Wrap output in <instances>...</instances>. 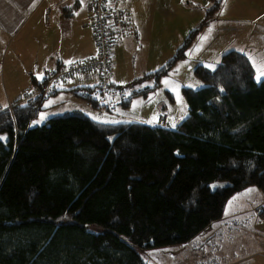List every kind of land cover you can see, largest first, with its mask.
Returning <instances> with one entry per match:
<instances>
[{
    "label": "trees",
    "instance_id": "trees-1",
    "mask_svg": "<svg viewBox=\"0 0 264 264\" xmlns=\"http://www.w3.org/2000/svg\"><path fill=\"white\" fill-rule=\"evenodd\" d=\"M206 23L161 69L133 81L152 88L111 106L157 89ZM192 74L201 87L182 88L188 114L172 129L99 123L77 110L31 126L39 100L0 110V264H146L141 252L188 244L240 191L264 197V78L238 51ZM95 89L70 93L108 107Z\"/></svg>",
    "mask_w": 264,
    "mask_h": 264
},
{
    "label": "crops",
    "instance_id": "crops-1",
    "mask_svg": "<svg viewBox=\"0 0 264 264\" xmlns=\"http://www.w3.org/2000/svg\"><path fill=\"white\" fill-rule=\"evenodd\" d=\"M179 1L182 4L183 0ZM174 3L177 6V0H174ZM186 4H189V1ZM120 5L130 8L134 30L130 36L118 39L113 47L111 84L116 87H125L133 84V81L138 78L158 71L162 62L174 53V46L178 44L176 43L178 39L181 38L182 40L184 38V33L178 32V28L182 24L179 25L177 18L174 19L173 14L170 12L174 4L172 7L166 6L163 8L156 4V0H123ZM48 8L50 11L48 19H46ZM225 10V1H221L214 13L215 17H213L212 24L215 25L210 24L205 29L215 28L217 23L225 22H227L228 27H231L229 22L232 21L227 19L228 16L225 15ZM184 11L191 16L192 28L203 23V20L194 23L196 16L193 8H185ZM202 15L199 10L198 16L202 18ZM222 26L225 25L221 24L220 29H223ZM186 30L189 29L187 28L184 31ZM228 30L223 29L221 32ZM230 46V44L223 45V42L214 46V43L210 45L208 42L203 46L204 49L201 52L193 53V55L189 54L191 52L190 46L183 60L186 61L189 57L193 59L195 54H198L199 58L195 59V62L201 60V57L209 61L207 65H203L199 61L198 65L213 68L218 64L223 54L229 51L240 52L239 50L228 49ZM256 50L259 51L254 55L260 57L263 54L260 52L262 48L256 47L254 51ZM95 53L96 49L92 40L91 13L86 0H0V110L5 109L8 103H15L24 93L34 89L40 83L46 71L57 70L64 64L71 62L83 61ZM207 53L209 59L204 57ZM252 53L253 51H250L248 55H245L255 70V76L261 75V77L255 79L258 82L264 77V60L263 63L257 61L256 65L253 64ZM171 70H174V68ZM163 79L157 89L147 93L144 97L151 96L148 99H153L155 93H160L159 91L164 85ZM97 82V76L85 75L82 79L60 84L54 95L43 101L41 107L49 102L47 112L63 108V111H59L62 112L61 114L78 109L85 102L73 96L70 90L93 88L96 87ZM152 87V80H145L133 84L128 90L131 93ZM3 92L5 95H3ZM165 92H168V90L165 89ZM144 101L146 100L132 104L129 102L122 106L116 105L113 110L109 111H112L111 114L123 118V121L149 124V121H147L148 114H150L149 111L152 110L151 113L154 111L155 105L151 104L152 100ZM163 101L167 106L169 105L165 98ZM117 107L122 109L120 111L114 110ZM185 118L183 117L182 121ZM169 119L172 128H176L178 124L175 123L173 117H169ZM37 122L36 119L33 120L31 126L42 124L41 121ZM0 140L4 141L5 137L0 136ZM236 195V197L233 196L228 200L221 220L207 227L204 231L207 229L211 231L208 232V235H211V240L221 236L225 238L227 235L221 234V231H224L223 229L227 227L228 231L235 232L234 236L237 238L236 250L249 253L246 255L248 260H252L254 257L260 260L259 256L262 257L264 254H258V252H262L258 242L255 243L254 241L252 243L250 241L251 243L244 245L243 239L245 240L251 236L258 237L252 231L251 226H256L257 220L264 222V197L262 195L260 199L255 198L259 196L257 192L240 191ZM253 199L257 202L254 203ZM262 207L263 210L260 211ZM230 239L231 236H228L226 240L231 241ZM217 241L220 242L218 239ZM246 263L255 264L252 261ZM259 264H264V262Z\"/></svg>",
    "mask_w": 264,
    "mask_h": 264
},
{
    "label": "rangeland",
    "instance_id": "rangeland-1",
    "mask_svg": "<svg viewBox=\"0 0 264 264\" xmlns=\"http://www.w3.org/2000/svg\"><path fill=\"white\" fill-rule=\"evenodd\" d=\"M188 1L189 4H186L188 3ZM217 1L218 0H183L181 4V2L177 0L176 6L174 0H156V4L162 6L163 8H165L166 6L172 7L174 4V11L173 9H171L170 12L173 14L174 19L177 18V20L179 21V25L182 24V26L178 28V32L184 33V38L182 40L180 38V40L178 39V42H176L178 44L174 46V53L171 54V56L167 60H164L162 62V65L159 69H161L164 65L167 64L170 59L173 58L176 50L183 45L184 40L188 37V35L193 30L200 28L201 23L195 28H192L193 26L191 24V16L185 13V8H193L195 10L194 14L196 16V19L194 20V23H197V21L201 20H203V22L207 21V23L204 25V27H202V30L197 35L198 37L196 36V39H194L197 44L195 45V42H192L193 44L191 43V52L189 54L193 55V53L201 52V50L204 49L203 46H205L208 42L210 43V45L214 43V46H217L218 44L223 42V45H231L228 49L239 50L241 53H244L246 55H248L250 51H253V56H251L253 64L256 65L257 61L263 63L264 0H222V2L225 1L226 4L225 15L228 16V20L232 21L229 22L231 27H228L227 22H225L217 23V26L215 28L209 27L205 29L206 27H208V25L213 23V17H215V15L213 14L210 19H207L206 13L210 9V7H214ZM199 10L203 14L202 18L198 16ZM221 24L225 25L222 26L223 29L229 30L222 33L221 30L223 29H220L219 27ZM187 28L189 30L184 31ZM256 47L262 48L260 52H262L263 54H261L260 57L254 55L259 51H254ZM204 57L206 59H209L208 53ZM197 58H199L198 54H195L193 59L189 57L186 59V61H184L183 59L178 61L173 67L174 70H171L166 78L163 79L164 85L160 89V93H155V97L153 99H148L151 96H149L148 98L139 96L134 98L130 102V104L134 102H142L143 100H152L151 104L155 105V107L152 113V110L149 111L150 114H148L147 118V121H149V123L154 122L157 113L163 111L170 118L173 117L175 123L179 125L183 117L185 118L188 114V108L182 96V88H191L193 90L200 88L201 83L192 74L193 68L195 67V65H198L199 61L203 65H207V62H209L202 57L201 60L195 62L194 60ZM257 77H261V75H256L255 79ZM165 89H167L168 92H165ZM3 95H5L4 92ZM164 98L169 102L168 106L163 101ZM81 101L85 102L83 100ZM42 107V110L38 112V116L36 118V121H38L37 123H39V121H41V123H44L47 119L51 118V116L53 117V115L61 114L62 112L59 111H63V108H61L60 110L47 112L49 110V102L43 104ZM113 108V106H110L96 109L92 108L90 104H86L85 102L83 106L75 110L80 109L79 111H81L83 114H85L95 122H105L109 124L123 122V118L111 114L112 111L109 110H113ZM121 109V107H117L114 110L120 111ZM242 191L257 192L259 196H256L255 198H262L261 192L254 187H249ZM234 196L236 197L237 195L235 194ZM250 201H252V199H250ZM253 201L254 203L257 202V200L254 199ZM262 210L263 207L260 208V211ZM227 217L229 216L227 215ZM256 222V226L252 225L251 227L254 234L258 237L251 236L245 240L243 239V244L247 245L251 242L254 243V241L255 243L258 242L259 248L262 250V252H258V254H264V222H262V220H257ZM223 230L224 231H221V234H226L227 236L225 238L221 236L220 238L211 240V235H208V232L211 231L207 229L206 231L201 232L197 237H195L184 246L149 249L141 252L140 255L144 259L146 264H247V261H252L255 264H259L260 262H264V256H259L260 260L257 257H254L252 260H248L246 255L249 253H246V251L236 250L235 248V245L237 244V238H235L234 236L235 232L228 231L229 229L227 227H225V229ZM228 236H231V241L226 240ZM217 239L220 242H218Z\"/></svg>",
    "mask_w": 264,
    "mask_h": 264
},
{
    "label": "built area",
    "instance_id": "built-area-1",
    "mask_svg": "<svg viewBox=\"0 0 264 264\" xmlns=\"http://www.w3.org/2000/svg\"><path fill=\"white\" fill-rule=\"evenodd\" d=\"M86 1L91 13L92 40L96 53L83 61L71 62L57 70L46 71L38 83L40 85L21 96V104H32L35 100L43 102L60 84L82 79L85 75L98 77L96 89L92 94V98L98 103L110 107L112 103L122 101L129 96L130 92L126 88L115 87L111 84V77L113 47L118 39L130 36L134 30L130 8L121 6L122 0ZM49 11L48 8L46 19H48ZM8 104L5 109L11 110L12 104ZM148 125L172 129L171 121L164 112H159L154 122Z\"/></svg>",
    "mask_w": 264,
    "mask_h": 264
}]
</instances>
